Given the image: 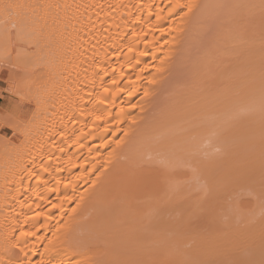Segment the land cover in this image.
<instances>
[{
  "label": "bare ground",
  "instance_id": "obj_1",
  "mask_svg": "<svg viewBox=\"0 0 264 264\" xmlns=\"http://www.w3.org/2000/svg\"><path fill=\"white\" fill-rule=\"evenodd\" d=\"M220 1L12 0V4L5 5L3 0L4 5L1 6L6 9L3 8L2 12L7 13L0 19V63L12 59V64L21 59L24 71H19L26 74L30 86L34 83L30 90L27 85L31 92L26 97L37 108H34L36 114L30 112L31 121L17 129L23 136L22 141L15 143L6 139V142L0 138V264H194L190 261L192 258L185 259V262L180 256V249H184L182 238L176 235L170 238L167 233H184L188 229L189 232H200L190 230L185 219H188L189 211L194 210L191 215L197 212L196 206L200 201L207 202L201 205L204 208L212 200V195L209 199L207 196L215 192L213 188L221 185L222 182L216 179L221 169L216 167L217 162H206L198 157L196 166L202 178L211 181L208 186L211 193L202 199V193L200 196L194 193L193 196L183 188V184L180 188L178 185L180 190L174 195L172 180L167 179H173L177 174L167 173L162 165L155 167L154 164H160L159 160L171 164L177 157H192L189 153L199 151V147L214 140L210 137L212 134L207 133L218 126L210 121L212 118L209 116L211 112L212 115L214 112L224 113L223 109L230 103L225 107L220 103L222 101L220 104L218 101L222 98L230 101L232 92L246 87V84L260 88L256 80L255 84L251 82L254 78L248 74L250 82L242 81L241 73L243 67H250L243 54L246 49L249 59L255 64L257 62L254 65L258 67L259 59L256 61L254 54L257 52L256 41L264 37V8L260 10L262 5L264 7V0L251 2L259 4L260 11L252 7L248 15L240 14V18L223 26L224 46L219 49L215 45L208 57L205 56L207 59L204 57L203 62L206 60V63L191 67L194 68L192 73L186 76L191 77L190 81L183 86L173 85L172 90L167 86L170 76L180 71L181 60L191 57L190 50L196 48L195 45L191 49L192 43L196 40L198 43L200 38L202 43L206 41L205 35L199 34L201 31L197 24L204 18V13H208V7L222 4ZM252 11L256 12L253 16ZM243 40L249 46L243 44ZM231 46H239L238 51ZM251 68L253 66L248 70ZM189 69L186 68L187 71ZM12 72L15 84L20 85V75ZM31 72L37 74V79L36 75L33 77L35 81L30 78ZM246 88L233 94L243 90L249 94L251 91ZM257 92L260 96L264 94ZM214 94L216 98H213ZM240 95L237 96L239 99L234 95V103L248 101L250 97ZM257 96H252L249 101ZM160 102L165 107H160ZM241 103L240 107L247 105ZM248 104L250 110L251 103ZM244 108L240 109L247 113ZM226 110L230 113L233 109ZM239 114L243 115L240 111ZM188 118V125H180ZM220 124L231 126L229 121L226 124L222 121L219 127ZM224 127H220V132L225 130ZM241 127L239 130L234 127L239 134L246 132L244 126ZM192 158L195 159V155ZM195 160L192 161L196 163ZM225 161L222 168L229 164L233 171L237 168L240 171L229 172V177L226 175L221 179L223 183L243 178L245 184L248 181L246 172L253 176L258 166L255 162L253 167L251 162L249 165L246 163L252 167L250 170L245 163L236 167L230 160ZM217 169H220L219 173ZM148 197L150 199H146ZM179 210L187 215L176 217L174 211L178 213ZM168 212L174 215L173 220ZM167 213L170 219L164 215ZM212 215L213 219L205 215V222L212 219L209 226L205 225L210 227L212 236H197L194 248L183 251L187 254L195 251L194 257L197 258L193 257V261L197 264L209 262L214 257L218 264H227L229 258L236 256L238 259L236 257L237 260L231 259L230 262L251 264L249 261L254 256L250 254L252 257L246 255L249 259L241 258L235 252L245 248L249 242H252L250 245H258L255 243L260 241L258 246L263 247V228L259 226V230L249 226L244 230L229 223H224L226 227L224 224L221 226L223 222ZM192 220L191 226L200 222V218ZM199 226L204 228L202 223ZM256 238H260L259 241ZM191 239L189 237L186 243ZM259 251L256 255L262 256L264 252L262 249L261 253ZM261 256L257 255L255 259ZM260 259L263 261L262 257Z\"/></svg>",
  "mask_w": 264,
  "mask_h": 264
},
{
  "label": "rangeland",
  "instance_id": "obj_2",
  "mask_svg": "<svg viewBox=\"0 0 264 264\" xmlns=\"http://www.w3.org/2000/svg\"><path fill=\"white\" fill-rule=\"evenodd\" d=\"M10 1V0H9ZM15 1V0H14ZM238 2V3H236V2ZM245 1V3L243 4V2ZM224 0V3H223V0L222 1H220L222 4H220L219 2V4L218 5H214V4H211V5H213V7L211 8L210 6L208 7V10H206V11H208V13H204L205 15H204V18L202 19V20H199L200 22V24H197L198 26H199V29L198 30H200L201 32H199V34H201V36H203L204 37V35H205V38H206V41L204 42V43H202V40H201V38L200 39H198L199 41H198V43H196L197 42V40H196V42H194V43H192V47H191V49L192 48H194L195 47V45H196V48L195 49H192V50H190V55L189 56H191V57H189L187 60H186V58H187V56L186 57H184L185 58V61H184V59H182V57H181V61H182V65L180 64V66H178L179 68H181L180 69V71L179 72H174L173 74H172V76H170V78L171 79H168V80H170L169 82H167V86H169V87H171L169 90H172V89H174V88H172V86L174 85H181V86H183V84L184 83H187L188 81H190V79H191V77L190 78H186V76H188V74L194 69V68H192L191 69V67H195V64H196V66H198V65H201L202 64V62H203V60H204V57L205 56H207L208 57V53L209 52H211V50L213 49V47L216 45L218 48L221 46V47H223L224 46V44H225V38L223 37V33H222V31H223V26L228 22V21H230V20H234V19H236L237 17H239V15L240 14H245V16H246V14L248 15V13L247 12H249V9H253V8H255L256 7V9H255V11H258L259 10V8L258 7H260V6H258L259 4H254V2H253V4L251 3L252 1H255V0ZM1 2H3V0L1 1L0 0V12L2 13H0V19H2L5 15H6V13L7 12H5L4 14H3V10L4 9H6V8H4V2L3 3H1ZM8 1L7 0H5V5H9V4H12L13 2H12V0H11V2H9V3H7ZM264 2V1H263ZM249 3V4H248ZM252 5H251V4ZM256 3H257V0H256ZM260 3V2H259ZM1 4H3L2 6H1ZM216 4V3H215ZM247 4V5H246ZM262 4V3H261ZM248 5H251V7L250 6H248ZM6 7V6H5ZM253 7V8H252ZM4 8V9H3ZM264 7H263V5H262V8L260 9L261 11H262V9H263ZM259 10V11H260ZM6 11H8V10H6ZM205 11V12H206ZM245 11H246V13H245ZM254 11H252V13H253ZM251 13V16H253L255 13H253L252 14ZM260 13V12H259ZM238 14V15H237ZM249 16H250V14H249ZM240 18V17H239ZM243 18V17H242ZM245 18V17H244ZM203 34V35H202ZM200 36V35H199ZM200 36V37H201ZM264 36V35H263ZM204 38V39H205ZM254 40H255V38H253ZM245 40H247V39H245ZM245 40H243L244 42H243V44H245L246 46L248 45V43L246 44V42H245ZM249 42L250 43H252V41L251 40H249ZM254 42V41H253ZM257 43H256V50H257V52H256V55L254 54V56H255V60L257 61V59H259L258 60V67L257 66H255L256 64H257V62H256V64H255V62L253 61H251L249 58H250V54L249 53H247V49H246V52L244 53L243 51H242V49H240L241 51V53L243 52V54H245V56H244V58L245 59H247V61H246V63H247V66L249 65L250 67H252L253 66V69L251 68V70H248L249 68H244L243 67V71H242V73L241 74H243L242 75V81H248L249 79V76H252V79L254 78V80H252L251 82H253V84H255L256 82H258L257 84H258V86L260 87V88H258L257 87V85H255L256 87L255 88H251V87H249L251 84H246V83H244V84H246L247 86H248V88H246V87H241L240 88V90H237V91H242V88L245 90V88L248 90V91H251V92H253V94H255V95H252L251 94V92H249V94H247L246 92H244V90H243V92H238V93H234L233 94V92H237V91H231V89L229 90V92L231 91L232 92V95L231 94H228L227 92V94L230 96L231 95V99H230V101H226V100H223V98L221 99V100H219L218 101V103L220 102V101H222V102H220V103H222L223 105H225V107H226V104L228 103V102H232L233 101V103H234V101H236V99H239V98H237V96L239 95V96H241L240 95V93L242 94V96L243 97H246V95L249 97V99H248V101L247 100H245V101H243L242 103H247V105H244V104H242L241 103V101L238 103V102H236V103H238V104H236V103H229L228 104V109H233V110H235L236 111V109H237V111L235 112V111H233V110H230L231 112L229 113V111H227L224 107V113H223V111L222 112H219L218 114H217V112L215 113L214 112V109H216L217 108V106H215L216 108H214V109H212L213 110V112H214V115H212V112H211V114H210V118H212V119H210V121L212 122V123H214V125L216 126V124H217V129L215 128V127H212V131L210 132V133H207V134H212V136L210 135V137L211 138H214V140L212 139L211 141V143L210 144H207V145H202L201 147H199L200 149H198L199 151H197V150H195V151H197V152H194V151H192L191 153H192V155H191V153H189L190 154V156H194L195 155V159H193L192 157H189V158H184V156L181 158H179V157H177L173 162L171 161V164H169V162H162L161 163V160H159L160 161V164L158 163V164H154V166L156 167V165H162L161 167H163V169L165 168V169H167V170H165L167 173H169L170 171L171 172H173V173H175V174H177V175H175L174 176V174H173V176L174 177H172L173 179H171L170 177L167 179V181H170V180H172L171 182L173 183V185H172V187L174 186L175 187V191H174V195H176L177 194V192H178V190H180L179 188L181 187V186H183V188H185L186 190H188L190 193H192V195L193 196H195V194L197 195L198 194V196H200L199 195V193H202V195H201V198L203 197V198H206V195L208 194V193H211L210 192V190H209V188H211V187H208L210 184L209 183H211V181L209 182V181H207V179H203L202 178V176H201V173L199 172L200 171V169H198L197 168V166H196V164L198 165V162L197 161H199L198 160V157H199V159L200 160H204V161H215V162H217V168H219L220 167V169H217V172L219 173V170H220V173H219V175H217V177H216V179H217V182H222L223 183V181L224 180H221L223 177H225L226 175L229 177V172H231V171H233L232 170V168H230V165L228 164V165H224L225 167L224 168H222L223 167V163H226V159L227 160H230L231 162H232V164H234V166H239V165H241V164H244L245 163V165H246V163L248 164L249 162H251V165L250 166H252L253 167V163L255 162L258 166H256L257 167V170H254V173H253V176L251 175V172H246L247 170H245V172L247 173V175H246V177H247V179H248V181L244 184V179L242 178V180L239 178V180H238V178H236V179H232V180H227V182L225 181L223 184L221 183V185L220 186H216L215 188H213L214 190H215V192H213V193H211V194H208V196H207V198L209 197V196H211L212 195V197L213 198H211L212 200L211 201H209V204L208 205H206V206H204V208H201V205H203V204H205V203H207V202H202L201 203V201L199 202V203H201V204H199L198 203V205L196 206L197 207V212L195 211V214H193L192 213V215H191V212L192 211H194V210H191V211H189V215L188 216H186L187 214L185 213V212H183V210H179L180 212H178L177 213V211H176V213H175V211H174V215L176 214V217H178V218H181V216H186V217H188V219H185V222L186 223H188L189 224V226L191 227H189L190 228V230H195L196 231V229L197 230H199L200 232H192V231H190L189 232V229H188V232H184V233H180V232H182V231H180L179 233H171L170 231L168 232V230H166L168 233H167V237H172V236H174V235H176L177 237L178 236H180V238H182V247L187 251V249L189 250V249H191L192 250V247L193 246H195V245H193V244H195V238H197V236H202L201 238H204V237H209V235H211L212 236V233L210 234V230H209V228L206 226L205 227V225H208L210 222H211V220L213 219L212 217H211V215L214 217V215H216L217 216V218H218V221H219V219L223 222V223H221V226H224L225 224H227V223H229V224H231V225H233L234 227H235V225H237L236 227L237 228H239V229H247V227H252V228H257V229H259L260 230V227H261V229L263 228V232H264V94H262V92L264 93V37H262V38H260V39H258V41H256ZM196 43V44H195ZM237 43V42H236ZM238 43H239V41H238ZM237 43V44H238ZM240 44H242V43H240ZM244 45V46H245ZM251 45V44H250ZM255 45V44H254ZM253 45V46H254ZM241 46V45H240ZM245 46V47H246ZM249 46V45H248ZM232 47V46H231ZM239 46H237V48H238ZM244 47V48H245ZM232 48H235V47H232ZM232 48L230 49V50H232ZM237 48H235L236 50H237ZM241 48V47H240ZM247 48V47H246ZM250 48H252V47H250ZM254 48H255V46H254ZM219 49H222V48H219ZM225 49H226V47H225ZM235 50V51H236ZM253 50V49H252ZM191 51H192V53H191ZM234 51V52H235ZM238 51V50H237ZM249 51V50H248ZM232 52V51H231ZM233 53V52H232ZM239 53V52H238ZM238 53H236V54H238ZM240 53V54H241ZM207 54V55H206ZM253 54V53H252ZM239 55V54H238ZM207 57H205V59H207ZM243 59V58H242ZM245 59H243L244 61H245ZM252 59V58H251ZM254 59V58H253ZM252 59V60H253ZM12 60V59H11ZM10 60V61H11ZM20 60V61H19ZM19 60H16V62L14 61L12 64L10 63V61L8 62V61H4V62H1L0 64H1V66H0V118L2 117L3 119H4V121L2 120V118L0 119V138L1 137H3L4 139H5V141L7 142V140L9 139V140H11V141H13V142H15V143H19L20 141H22L21 139H22V135L20 134V133H18L17 132V129L18 130H20L21 129V127L26 123V122H28L29 123V121H31L30 119L31 118H29V117H31L32 115H31V113L30 112H32L33 114H36L35 112H36V110H35V112H34V108H35V104L34 103H31L29 100H28V98L27 97H29L30 96V92L31 91H29L30 89H32V84H34V83H31V86H30V82H28V80H27V78H26V74H22L21 72H23L24 71V69L22 68V61H21V59H19ZM190 60V61H189ZM214 60V59H213ZM206 61V60H205ZM204 61V62H205ZM17 62H19V63H17ZM183 62H185V64L183 63ZM203 62V63H204ZM213 62V61H212ZM206 63V62H205ZM253 63V64H252ZM16 64V65H15ZM18 64V65H17ZM245 64V63H244ZM255 64V65H254ZM9 65V66H8ZM11 65V66H10ZM184 65V68L182 67ZM203 65V64H202ZM243 65V64H242ZM8 66V67H7ZM13 66H14V68H16V69H14L13 68ZM19 66H21V67H19ZM247 66H245V67H247ZM11 67V68H10ZM177 67V68H178ZM188 67H190V69L187 71L186 70V68H188ZM257 67V68H256ZM182 68H183V70H182ZM198 68V67H197ZM196 68V69H197ZM202 68H203V66H202ZM19 69H20V71H19ZM5 70H7V71H5ZM9 70H10V72H9ZM23 70V71H22ZM234 70V69H233ZM240 70V69H239ZM12 71H14V73L12 72ZM184 71H187V72H185L184 73ZM238 71V70H237ZM237 71H235V72H237ZM251 71V72H250ZM8 72V73H7ZM11 72L13 73V74H15V75H20L19 77H20V82H19V84L20 85H16L15 84V81L13 80V77H12V75H11ZM233 72V71H232ZM246 72V73H245ZM255 72L256 74H257V76H256V74L253 73ZM257 72H259V74L257 73ZM16 73H18V74H16ZM24 75V77H22V75ZM176 73H177V75H176ZM179 73V74H178ZM188 73V74H187ZM192 73V72H191ZM190 73V74H191ZM250 73V74H249ZM7 74V75H6ZM31 74H33L32 76H30V78L31 79H33L34 81H35V79H37V74L36 73H30V75ZM233 74V73H232ZM235 74V73H234ZM246 74H248L249 76L247 77L246 76ZM10 75V76H9ZM34 75H36V78L34 79L33 77H35ZM175 75V76H174ZM235 75H237V74H235ZM234 75V76H235ZM240 75V74H239ZM5 76V77H4ZM27 76H28V74H27ZM190 76V75H189ZM188 76V77H189ZM192 76V75H191ZM11 77V78H10ZM23 78H25V80H26V83L24 82V84H23V81H25V80H23ZM29 78V77H28ZM232 78V77H231ZM230 78V79H231ZM236 78V77H235ZM22 79V80H21ZM9 80V81H8ZM11 80V81H10ZM237 80V79H236ZM241 80V79H240ZM239 80V81H240ZM255 80H256V82H255ZM22 81V82H21ZM34 81H32V82H34ZM187 81V82H186ZM248 82H250V80L248 81ZM247 82V83H248ZM169 83V84H168ZM225 85H228V84H226V83H224ZM238 85H240L239 83H237ZM242 84V83H241ZM27 85H28V87H29V90H28V87H27ZM238 85H237V87L236 88H238ZM22 88H21V87ZM25 86V87H24ZM166 87V86H165ZM168 87V88H169ZM229 87V86H228ZM256 88H257V90H256ZM22 89V90H21ZM166 89H167V87H166ZM33 90H35L34 89V85H33ZM234 90V89H233ZM17 91V93H15ZM254 91H256L255 93H254ZM257 91H262L261 92V94H262V96H260V93H258ZM27 94V95H26ZM238 94V95H237ZM213 95V94H212ZM215 95V94H214ZM236 96V99H235V96ZM258 95V96H257ZM27 96V97H26ZM208 96V95H207ZM217 96H218V94H217ZM221 96V95H220ZM252 96H257V98H254V100L253 101H249L251 98H253ZM216 98V95L215 96H213V98ZM223 97V96H222ZM26 98V99H25ZM210 99H211V97H209ZM218 99H220V97H217ZM228 98H230V97H228ZM241 99H243V98H241ZM164 100V99H163ZM213 100V99H212ZM260 100V101H259ZM161 101V100H160ZM208 101V100H207ZM247 101V102H246ZM257 101H258V103H257ZM214 103V102H216V101H209V103ZM248 102L249 103H251L252 105H254V106H252L251 104H250V110H249V104H248ZM256 104H254V103ZM262 103V104H260V103ZM219 103V104H220ZM240 103L242 104V105H244L245 107H247L248 109H245L242 105H241V107H240ZM160 104H161V106L160 107H165V106H162V105H164V103L162 104V102H160ZM233 104V106H231ZM257 104H259V105H257ZM215 105H216V103H215ZM212 106H214V105H212ZM230 106H231V108H230ZM238 106V107H237ZM252 106V107H251ZM172 107V104L170 105V108ZM236 109H235V108ZM257 109H256V108ZM259 107V108H258ZM36 108H37V106H36ZM35 108V109H36ZM169 108V109H170ZM240 108H244L245 110H248L247 111V113H246V111H244L243 109H240ZM253 108V109H252ZM33 109V110H32ZM219 109V108H218ZM211 110V111H212ZM220 110V109H219ZM217 111V110H216ZM226 111V112H225ZM239 111H240V113L242 112V114L243 115H240L239 114ZM244 111V112H243ZM233 112V113H232ZM230 114V115H228V114ZM233 114V116H232V114ZM216 114V115H215ZM237 114H239V115H237ZM226 115V116H225ZM237 115V116H236ZM201 115H199V117H200ZM227 116H229L228 118H226ZM231 116V117H230ZM203 117V116H202ZM208 117V118H209ZM214 117V118H213ZM225 118L224 120H221L222 118ZM34 118V115H33V117H32V119ZM215 118H218V119H216L215 120ZM221 118V119H220ZM199 119V118H198ZM202 119V118H201ZM2 120V121H1ZM194 120V119H193ZM193 120H191V121H193ZM200 120V119H199ZM219 120V121H218ZM197 121V120H196ZM221 123L222 121H223V123L225 122V124H226V121L228 122L229 121V123H231V124H229V125H231V126H229V128H228V125L227 126H225L224 127V124L222 125V124H220V127L221 126H223L224 127V129L225 130H223L222 132H220L221 131V128L219 127V123ZM2 122H4V123H2ZM23 122V123H22ZM189 122V118H188V120H186V121H183V122H181V124L180 125H182V123H184L185 125L187 124H189L188 123ZM193 123V122H192ZM199 123V122H198ZM216 123V124H215ZM22 124V125H21ZM228 124V123H227ZM11 125H12V127H11ZM185 125H183V127H185ZM213 125V126H214ZM235 125V126H234ZM14 126V127H13ZM197 126V125H196ZM243 127V129H244V131H246V132H243V131H241V133L239 134L238 132H237V127H238V130H239V128L240 127ZM197 127H199V126H197ZM234 127H236V128H234ZM241 127V128H242ZM13 128H15V129H13ZM213 128H215V129H213ZM228 128V129H227ZM185 129V128H184ZM223 129V128H222ZM242 129V130H243ZM200 130V129H199ZM180 132V131H179ZM245 133V134H244ZM222 135H223V137H222ZM6 137V138H5ZM208 137H209V135H208ZM3 139V140H4ZM7 139V140H6ZM221 139V140H220ZM221 143V144H220ZM216 145H217V147H216ZM220 145H222L221 147H220ZM193 152H194V154H193ZM256 155H258V156H256ZM189 156V155H188ZM185 160H184V159ZM149 159V158H148ZM190 159H192V160H195V162L196 163H194V161H190ZM149 160H151V159H149ZM253 160V161H252ZM148 161V160H147ZM146 161V162H147ZM154 161H156V160H154ZM153 161V162H154ZM159 161H157V162H159ZM152 162V161H151ZM203 162V161H202ZM205 162V163H206ZM258 162V163H257ZM148 163V162H147ZM201 163V162H200ZM199 163V164H200ZM204 163V164H205ZM207 164V163H206ZM231 164V165H232ZM143 165H145V164H143ZM211 165V164H210ZM249 165V164H248ZM149 166H151V165H149ZM153 166V165H152ZM234 166H233V168H234ZM242 166H244V165H242ZM241 166V167H242ZM250 166H245V167H250ZM159 167V166H158ZM201 167V166H200ZM252 167H250L251 169H252ZM255 167V166H254ZM256 167L255 168H253V169H256ZM249 168V169H250ZM156 169H158V168H156ZM162 169V168H161ZM202 169V168H201ZM206 169V168H205ZM205 169H203V171L205 170ZM214 169V168H213ZM212 169V170H213ZM243 169V168H242ZM250 169V170H251ZM209 170V169H208ZM162 171H164V170H162ZM240 170H238V168H237V170H234L233 172H239ZM243 171V170H242ZM256 171V172H255ZM179 172H181L180 174H178ZM185 172V173H184ZM216 172V173H217ZM253 172V171H252ZM209 173V172H208ZM215 173V172H214ZM217 173V174H218ZM242 173V172H241ZM171 174V175H172ZM182 174V175H181ZM230 174H232V173H230ZM239 174V173H238ZM243 174H244V172H243ZM211 175V174H210ZM214 175V174H213ZM216 176V175H215ZM236 176V175H235ZM240 176V175H239ZM249 176H252L251 178L249 177ZM231 177V176H230ZM237 177V176H236ZM212 178H213V176H212ZM211 178V179H212ZM245 178V177H244ZM246 179V180H247ZM252 179V180H251ZM215 180V179H214ZM242 181V182H241ZM213 182V181H212ZM215 182H216V180H215ZM216 182V183H217ZM232 182V183H231ZM149 184V183H148ZM183 184V185H182ZM171 185V184H170ZM178 185H179V188H178ZM213 185H214V183H213ZM219 185V184H218ZM212 186V185H211ZM215 186V185H214ZM169 188H170V186H169ZM172 190H173V188H171ZM184 189V190H185ZM184 192H187V191H184ZM195 193V194H194ZM179 194V193H178ZM182 194V193H181ZM187 194V193H186ZM171 196H172V193H171ZM185 196V195H184ZM191 196V195H190ZM197 196V197H198ZM178 197H180V195H178ZM196 197V198H197ZM200 198V197H199ZM202 198V199H203ZM146 199H150L149 197L148 198H146ZM209 199V198H208ZM200 200V199H199ZM205 200H207V199H205ZM208 201V200H207ZM203 207V206H202ZM180 209H181V207H179ZM201 208V209H200ZM178 209V208H177ZM152 211V210H151ZM151 211H150V213H151ZM157 211H158V209H157ZM157 211H155V213L157 212ZM159 212V211H158ZM171 212V211H170ZM170 212H168V213H170ZM173 212V211H172ZM164 214V215H166L167 216V219H170L169 218V215L171 214V219L173 220L175 217H174V215L172 216V213H170V214ZM180 213V214H179ZM154 215V214H153ZM156 215V214H155ZM158 215V214H157ZM205 215H210L209 216V219L210 218H212L211 220H210V222H205V220H206V218H207V216H205ZM166 216H164V217H166ZM206 217V218H205ZM200 218V220H198V221H200V222H198V224L200 225V223H202L203 225H204V228H203V226L202 227H200L198 224H197V226H191V220L193 219V220H195V219H199ZM215 218V217H214ZM177 219V218H176ZM175 219V220H176ZM216 219V218H215ZM192 220V221H193ZM208 220V219H207ZM178 221V220H177ZM181 221V220H180ZM188 221V222H187ZM217 221V220H216ZM217 221V222H218ZM174 222V221H173ZM181 222H183V220L181 221ZM212 222H214L215 223V221H212ZM175 223V222H174ZM193 223V222H192ZM196 223V222H195ZM225 223V224H224ZM179 224H180V222H179ZM183 224V223H182ZM213 224V223H212ZM216 224V223H215ZM222 224H224V225H222ZM183 225H185V224H183ZM196 225V224H195ZM228 225V224H227ZM176 227L178 226L177 224L175 225ZM179 226H181V225H179ZM209 226V225H208ZM260 226V227H259ZM185 227H186V225H185ZM225 227H226V225H225ZM227 228H229V227H227ZM233 228V227H232ZM236 228V229H237ZM177 229H178V227H177ZM179 229H180V227H179ZM214 229V230H213ZM235 229V228H234ZM235 229V230H236ZM173 230V229H172ZM176 230V229H175ZM181 230H183V229H181ZM233 230V229H232ZM244 230H243V232H244ZM250 230V229H249ZM252 230V229H251ZM178 231V230H177ZM212 231L214 232L215 231V228H212ZM241 231V230H240ZM257 231V233H261V231H258V230H256ZM216 232V231H215ZM231 232V231H230ZM246 232H247V230H246ZM232 233V232H231ZM231 233H229V235H231ZM250 233V232H249ZM213 234H215V233H213ZM226 234V233H225ZM234 234V233H233ZM256 234V233H255ZM263 234V233H262ZM165 235H166V232H165ZM217 235V234H216ZM215 235V236H216ZM259 235V234H258ZM176 236H175V238H176ZM199 236V237H200ZM210 236V238H212ZM247 236V235H246ZM255 236H257V235H255ZM260 236V235H259ZM166 237V238H167ZM183 237H186V238H184L183 239ZM189 237H192L193 239H191L190 241H188L187 243H186V241H187V239L189 238ZM241 237V236H240ZM243 237V236H242ZM261 237V236H260ZM263 237V236H262ZM209 238V239H210ZM228 238V237H227ZM230 238H231V236H230ZM250 238V237H249ZM255 238V237H254ZM264 238V237H263ZM214 239V238H213ZM232 239H233V236H232ZM244 239H246V238H244ZM258 239H260V238H258ZM257 238L255 239V240H258ZM262 239V238H261ZM169 240V239H168ZM198 240V239H197ZM243 240V239H242ZM264 240V239H263ZM217 241V240H216ZM227 241V240H226ZM232 241V240H231ZM238 241H241V240H238ZM246 241H248V240H246ZM252 241H253V239H252ZM259 241V240H258ZM177 242V241H176ZM234 242V241H233ZM243 242V241H242ZM253 242H255V241H253ZM260 242V241H259ZM255 243V244H260V243ZM236 243H237V241H236ZM247 243V242H246ZM250 243L252 244V242H249V244H247V246H245V248L244 247H242L243 249H244V251L246 252V254H245V252L243 251V249L242 250H239V252H235V254H237L238 256L239 255H241L240 257L241 258H244L243 256H245V257H247L246 255H248V257H252V256H254V258L252 257L250 260L251 261H249V262H251V264H252V261L255 259V257L258 255V256H261V254L259 255V254H257L256 255V251H259V249H260V251H261V249H262V251L261 252H264L263 250H264V246L262 247H260V246H258V245H250ZM263 243V242H262ZM169 244V243H168ZM173 244V243H172ZM175 244V243H174ZM230 244V243H229ZM244 244V243H243ZM264 244V243H263ZM262 244V245H263ZM178 245H179V243H178ZM181 245V244H180ZM220 245V244H219ZM218 245V246H219ZM227 245V244H226ZM234 245V244H233ZM238 245H239V243H238ZM250 245V246H249ZM261 245V244H260ZM173 246V245H172ZM236 246V245H235ZM240 246H242V244H240ZM174 247V246H173ZM181 247V246H180ZM179 247V248H180ZM224 247V246H223ZM222 247V248H223ZM228 247V246H227ZM227 247L225 248V249H227ZM238 247V246H237ZM248 247V248H247ZM175 248H178V247H175ZM194 248V247H193ZM232 248V247H231ZM183 249V250H184ZM224 249V248H223ZM235 249V248H234ZM233 249V250H234ZM237 249H240V248H237ZM246 249H247V251H246ZM174 250V249H173ZM182 249H180V256L184 259H182L183 261H185L186 262V260L185 259H191L192 258V260H190L192 263H194V264H197V262L196 261H193V257H194V254H195V251H194V254H193V252H191V254H187V252L185 253L184 251H183ZM190 250V251H191ZM236 250V249H235ZM234 250V251H235ZM249 250V251H248ZM229 251H231L230 249H229ZM236 251H238V250H236ZM241 251V252H240ZM259 251V252H260ZM175 252H177L176 251V249H175ZM224 252V251H223ZM226 252V251H225ZM242 252H244L243 254H242ZM260 252V253H261ZM188 253H190V252H188ZM230 253H233L232 251L230 252ZM220 254H221V250H220ZM219 254V255H220ZM229 254V253H228ZM234 254V253H233ZM231 255L232 257L234 256V255ZM250 254L252 255V256H250ZM226 255V254H225ZM264 255V254H263ZM263 255L261 256L262 257V259H263V261L260 259L261 257H257L256 259H255V262H256V260L258 261V262H260L259 260H261V262H263V263H261V264H264V258H263ZM204 256V255H203ZM208 255H206V257H207ZM212 256V255H211ZM216 256H217V254H216ZM228 256V255H227ZM196 258H197V256H195ZM194 257V258H195ZM202 258V255H200L199 256V258ZM205 257V258H206ZM210 257V256H209ZM213 257V256H212ZM221 257H225V256H221ZM220 257V258H221ZM237 257V256H236ZM236 257H234L233 259H232V261H235V260H237L238 259V257H237V259H236ZM247 257V259H249ZM200 258V260H202ZM208 258V257H207ZM206 258V259H207ZM218 258V257H217ZM209 259V258H208ZM208 259L206 260V261H208ZM211 259H213V258H211ZM216 258L214 257V259L213 260H209V262H206L207 264H212L211 262L213 261V264H214V262H216L217 263V261L215 260ZM231 259L229 258V261H228V258H227V261L229 262V263H231V264H233V263H235L236 264V262H230L231 261ZM235 259V260H234ZM199 260V261H200ZM203 260H204V258H203ZM222 260H223V258H222ZM189 261V262H190ZM218 261H219V259H218ZM221 261V260H220ZM224 261V260H223ZM188 262V261H187ZM227 262V264H229ZM254 262V261H253ZM255 262L253 263V264H255ZM201 263H203L202 261H200L199 262V264H201ZM205 262H204V264H206ZM218 264V263H217ZM220 264V263H219ZM256 264H257V262H256Z\"/></svg>",
  "mask_w": 264,
  "mask_h": 264
},
{
  "label": "snow or ice",
  "instance_id": "obj_3",
  "mask_svg": "<svg viewBox=\"0 0 264 264\" xmlns=\"http://www.w3.org/2000/svg\"><path fill=\"white\" fill-rule=\"evenodd\" d=\"M7 7H11V6H7Z\"/></svg>",
  "mask_w": 264,
  "mask_h": 264
}]
</instances>
